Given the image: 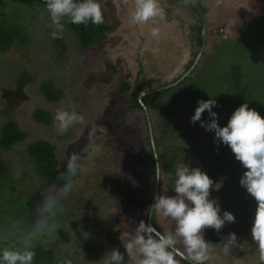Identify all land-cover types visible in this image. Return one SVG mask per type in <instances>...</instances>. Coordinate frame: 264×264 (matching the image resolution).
I'll list each match as a JSON object with an SVG mask.
<instances>
[{"label":"rangeland","instance_id":"1","mask_svg":"<svg viewBox=\"0 0 264 264\" xmlns=\"http://www.w3.org/2000/svg\"><path fill=\"white\" fill-rule=\"evenodd\" d=\"M192 1H200L207 8L209 24L207 46L199 66L222 42L247 34L255 36L260 21L257 0ZM100 3L105 23L114 26L105 42L84 50L72 33L62 29L54 36L50 25L40 24L36 27V52L31 62L17 50L0 54V130L7 121L15 120L27 134L25 142L3 155L24 170L21 165L26 159V143L47 139L57 148L60 167L70 162L79 164L78 179L68 194L77 191L85 201L86 207L75 205L80 210V220L75 222L77 211L69 205L66 194L55 216L60 228L34 236L33 241L40 237L55 241L64 254H80L74 264H94V257L106 249L99 244L100 240L107 239V245L112 243L125 254L128 264H138L140 254L136 252L130 259L123 242L134 234L140 220L146 222L150 208L152 193L147 186L151 178L144 171L147 124L142 112L129 108L137 91L132 88L121 92V86L129 75L132 86L139 78L143 91L148 92L174 82L185 73L201 49L195 39L196 29H192L198 19L184 2L158 0L165 12L163 17L132 24L129 15L134 11L135 0H100ZM152 27L159 28L157 37L151 36ZM58 38L63 40L65 48L56 47L54 42ZM256 57L257 63L264 66V50ZM108 64L117 66L116 71H108ZM25 68L35 80L18 96L15 88ZM50 79L64 92L58 104L47 103L40 93V84ZM38 109L51 114L50 126L34 119ZM58 109L75 111L83 119L60 134L54 120ZM149 112L156 133L158 113ZM157 221L164 232L174 228L170 220L157 216ZM21 229L14 231L13 239L8 236L5 242L0 241V248L12 247L18 237L33 231L25 225ZM255 245L254 241L244 238L227 253L223 251V242L210 245L211 255L206 264H261L260 251Z\"/></svg>","mask_w":264,"mask_h":264},{"label":"trees","instance_id":"2","mask_svg":"<svg viewBox=\"0 0 264 264\" xmlns=\"http://www.w3.org/2000/svg\"><path fill=\"white\" fill-rule=\"evenodd\" d=\"M256 6L260 8L257 16L260 21L255 28V36L247 34L233 41L222 42L215 47L213 55L208 56L201 66L198 65L199 67L197 66L177 84L142 99L149 111L156 110L158 113V128L154 136L163 172L171 174L174 179L176 165L184 161L190 167H199L214 181L223 180V187L219 191L211 192V197L219 200L222 210H227L235 216V222L226 223L219 232L211 228L204 229V238L210 242L209 246L223 242L229 233L236 235L235 246L244 238L252 240L250 230L256 201L239 185V178L246 169L234 158V154L226 145L214 143V134L206 132L199 122L191 123L190 117L197 106V100L213 97L218 105L213 111L218 114L220 126L226 125L231 113L243 103H247L264 118V66L257 63L256 57L257 53L264 50V0H257ZM61 22L64 24L63 30L72 33L79 47L84 50L105 42L108 34L114 30V26L106 24L105 20L101 25L89 22L87 26L72 24L68 22L67 17ZM40 24L50 25L54 36L58 33V30L53 28L45 0H0V54L17 50L21 52L22 57H27L25 60L31 62L36 52V27ZM194 28L197 29L195 39L201 46L202 25ZM54 44L56 47L65 48L60 38L56 39ZM107 69L116 71L117 66L108 64ZM128 77L129 75L125 77L121 92H128L134 88L137 95L129 108L143 113L138 99V95L143 92V82L138 78L132 86ZM34 80L32 73L27 68L23 69L15 88L16 95H22ZM40 93L49 104H58L64 97V92L55 86L52 79L40 84ZM33 117L44 126L51 125L52 116L49 112L38 109ZM201 119L205 121L209 119L207 110ZM26 137L27 134L20 129L15 120L7 121L0 130V241L3 242L8 236V239H13L14 231L22 230L23 225L34 228L38 218L37 210L44 196L48 192L59 191L63 181L59 180L58 176L66 171V166L60 167L55 144L47 139L26 143L24 150L26 159L21 165L24 170L18 169L13 162L5 159L3 154L13 151L16 146L25 142ZM145 141L147 149L144 156L146 166L144 171L145 175L150 174L151 178L149 187L147 186V190L152 193L149 199L151 204L156 183L153 171L156 163L148 130ZM16 171L19 174H16ZM77 179L78 175L72 178V185ZM160 190H166L167 194L174 195L171 181L167 185L160 183ZM67 195L69 205L77 211L75 222L78 223L81 218L78 212L80 210L75 205L80 208L86 207L83 204L85 201L78 196L77 191ZM149 211L150 208L146 223H149ZM151 222L158 231L164 232L155 215ZM78 229L79 224L75 232ZM105 241L107 239H101L99 242L105 245L106 249L94 257L96 259L93 260L94 264H98L105 252L113 248L118 249L112 243L107 245ZM32 250L35 252L32 264H74L77 262L76 259H80L79 253L76 256L64 254L61 245L41 237L33 241ZM123 256V264H128L125 254ZM259 260L261 261L260 256ZM181 264L188 262L182 260ZM261 264H264V261H261Z\"/></svg>","mask_w":264,"mask_h":264},{"label":"clouds","instance_id":"3","mask_svg":"<svg viewBox=\"0 0 264 264\" xmlns=\"http://www.w3.org/2000/svg\"><path fill=\"white\" fill-rule=\"evenodd\" d=\"M45 3L57 30L63 29L61 21L65 17L72 24L104 23L100 0H45ZM164 15L158 0H135L129 22L143 24ZM150 34L157 37L159 28L152 27ZM196 103L190 122H199L206 132H212L214 143L226 145L246 169L239 178V185L256 201L250 231L260 251V259L264 261V118L243 103L231 113L226 125L220 126L218 114L213 111L218 106L216 99L209 97ZM206 110L207 121L201 119ZM82 119L75 111L58 109L54 116L57 132L63 134ZM153 158L157 161L154 180L161 185L171 181L174 195L167 194L166 190L154 194L150 208L154 215L174 222V228L161 232L142 219L136 224L134 234L123 242L124 250L130 259L138 252V264H180L182 260L188 264H204L210 258L211 250L203 230L211 228L219 232L226 223L235 222V216L222 210L219 200L211 197V192L223 187V180L214 181L199 167H190L184 161L176 165L173 179L171 174L163 172L158 155L154 153ZM78 168L77 162L66 165V171L58 176L63 181L59 191L44 196L32 233L18 237L12 247L0 248V264H32L35 256L33 237L60 228L55 220L56 211L62 198L72 190V178L77 175ZM236 241L235 233H229L224 238L223 251L229 252ZM123 261V254L113 248L105 252L98 264H123Z\"/></svg>","mask_w":264,"mask_h":264},{"label":"water","instance_id":"4","mask_svg":"<svg viewBox=\"0 0 264 264\" xmlns=\"http://www.w3.org/2000/svg\"><path fill=\"white\" fill-rule=\"evenodd\" d=\"M185 1L188 2V3H190V4H192L193 6H195L198 9V11L201 13V10H200V8L197 7L196 3H194V2H192L190 0H185ZM208 27H209L208 24L204 21V24H203V27H202V31H201L202 46H201V49L199 51V57L198 58H200V56H202V54L204 53V51L206 49V46H207L206 30L208 29ZM190 72H191V70H188L177 81H175L172 84H169L166 87H161L159 89H155V90L148 91V92H144L143 91L138 96V99H139V101H140V103L142 105L143 115L145 117V121H146V124H147V130H148V133H149V137H150V142H151L153 154L154 153L157 154V149H156V145H155V136H154V131H153L152 119H151L150 112H149L148 108L144 105L142 99L145 96H148V95H151L153 93L162 91V90L166 89L167 87H171L172 85L177 84L179 81H181L186 76H188L190 74ZM155 163H157L156 159H155ZM159 188H160V183L156 181L153 196H154V194H158L159 193ZM152 203H153V199H152ZM152 215H153V213H152V209H151L150 210V215H149V223H151V224H152V222H151Z\"/></svg>","mask_w":264,"mask_h":264},{"label":"flooded vegetation","instance_id":"5","mask_svg":"<svg viewBox=\"0 0 264 264\" xmlns=\"http://www.w3.org/2000/svg\"><path fill=\"white\" fill-rule=\"evenodd\" d=\"M178 1L184 2L187 6H189L195 12L196 18L198 19L197 26L202 25V27H203L204 21L208 24L207 17H206V14H207V10L206 9L207 8L205 6H203L200 1L199 2H194V1L190 0V1L194 2V3H196L197 7L200 8L202 14L198 11V9L195 6H193L192 4L186 2L185 0H178ZM203 9H205L206 11H204ZM208 26H209V24H208ZM192 29H195V28L192 27ZM196 31H197V29H196ZM201 31H202V29H201ZM201 31H200V37H201ZM196 34H197V32H196ZM198 57H199V52L196 55L195 60L191 61V63H190L191 66L187 67V68H189L188 70H191L192 71V70H194L198 66L199 61L201 60V56H200V58H198ZM182 75H180L176 80H178ZM150 210H151V208H150ZM149 215H150V211H149ZM153 216H154V214L151 217V221L153 219ZM155 217L157 218L156 215H155ZM148 220H149V216H148Z\"/></svg>","mask_w":264,"mask_h":264}]
</instances>
